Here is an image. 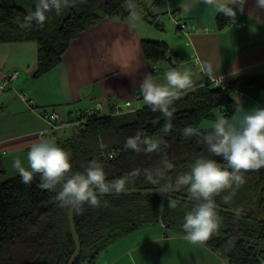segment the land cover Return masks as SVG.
Returning <instances> with one entry per match:
<instances>
[{"label": "trees", "instance_id": "16d2710c", "mask_svg": "<svg viewBox=\"0 0 264 264\" xmlns=\"http://www.w3.org/2000/svg\"><path fill=\"white\" fill-rule=\"evenodd\" d=\"M135 1L71 0L74 6L62 8L59 14L48 13L42 27L33 22L31 27L21 28L24 17L35 10L36 0H0V41L37 42L38 60L32 75L39 77L60 63L71 41L85 29L104 17L128 16L130 4ZM228 19L219 13L218 28L226 27ZM141 44L146 58L153 64L169 60L171 51L166 42L144 39ZM193 80L195 89L172 105L174 127L167 135L160 131L165 118L153 112L149 105L122 114L94 110L90 115L70 117L71 124L64 128L66 134H56V143L70 154L72 171L83 172L88 162L95 159L103 165L108 181L138 169L139 175L126 185V189L161 188L165 184L176 188L180 187L179 177L191 171L197 158L203 156L222 162L220 157L208 152L200 137L186 138L181 130L186 126L200 128L203 120L215 119L221 114L229 119L238 103L233 91L264 90V75L240 76L225 86L214 84L209 76ZM137 132L142 139L149 137L161 141L160 151L137 153L126 149L125 141ZM110 150L117 151L114 158L102 156ZM165 154L171 168H165L162 163ZM145 170H160L159 183L148 182ZM7 174L0 154V264H67L75 249L69 225L70 209L53 202L55 192L37 187L38 174H34L30 184L22 183L19 174L5 178ZM243 175L245 183L235 190L230 203L222 199L229 194L225 191L214 198L216 205L253 213L257 193L264 183V169L247 171ZM177 193L189 198L187 187ZM99 198L100 207L85 204L81 212H75L82 248L74 264L81 256L90 258L94 264L97 254L109 243L149 223H165V228L184 233V215L194 207L193 203L158 194ZM169 202L175 207H169ZM260 213L264 215V192ZM217 215L221 220L219 228L205 244L230 264H264V222L219 210ZM85 248L86 254L83 253Z\"/></svg>", "mask_w": 264, "mask_h": 264}, {"label": "crops", "instance_id": "0c3cea01", "mask_svg": "<svg viewBox=\"0 0 264 264\" xmlns=\"http://www.w3.org/2000/svg\"><path fill=\"white\" fill-rule=\"evenodd\" d=\"M233 7L235 22L219 29V13L201 0H137L130 4L128 16L104 17L85 29L71 41L60 63L39 77L32 75L38 60L37 42L0 41V85L7 75L18 73L6 88H0L4 162L10 166L20 159L27 168V151L34 141L55 138L57 142L56 134H65L64 128L52 132L44 111H55L68 121L86 110L111 113L118 99L131 100L134 109L146 106L139 88L148 73L157 83H165L164 74L170 68H190L195 80L222 76L224 84L240 76L264 75V9H257L255 0H247L242 14ZM175 12L191 25L189 34L180 30ZM133 14L140 17L138 22H132ZM144 39L166 42L172 59L153 64L143 52ZM233 94L245 111L264 108L262 89ZM240 115L235 112L229 120H238ZM214 120H203L200 128L208 129ZM184 237V233L149 223L109 243L94 264H230L205 243L192 244Z\"/></svg>", "mask_w": 264, "mask_h": 264}, {"label": "clouds", "instance_id": "9594fccd", "mask_svg": "<svg viewBox=\"0 0 264 264\" xmlns=\"http://www.w3.org/2000/svg\"><path fill=\"white\" fill-rule=\"evenodd\" d=\"M206 6H211L217 13H223L231 22H235L238 7L242 14L247 0H201ZM74 6L71 0H36L35 10L24 17L21 28H28L32 23L43 26L48 19V13L57 14L62 8ZM257 9H264V0H255ZM132 22H138L140 17L133 14ZM211 72V67L207 69ZM165 83H157L151 73L144 76L139 91L144 102L153 112H159L165 118L160 131L167 135L173 129L172 105L183 95L195 89L190 68H170L164 74ZM240 113L238 120L230 121L223 114L218 115L206 130L199 127L186 126L182 131L184 137H200L207 145V150L221 161L203 156L197 158L189 173L178 179L179 186H186L189 199L194 201V207L186 212L182 229L185 239L192 244L203 245L218 230L221 223L217 215L215 197L225 191L228 195L222 197L224 203H230L235 190L245 183L244 172L259 171L264 168V108L256 107L245 111L240 103L234 107ZM141 145L145 147H141ZM161 141L152 138H141V133L127 138L124 147L137 153H153L160 151ZM28 167L22 166L20 159H15L13 167L18 171L21 182L30 184L34 174H38L40 182L37 187L49 192H55L53 202L61 208L73 209L79 213L87 204L92 208L100 207L99 197L126 191V185L139 175V170H133L125 176L108 181L103 165L93 159L88 162L83 172L72 171L70 154L58 146L55 138H41L34 141L27 151ZM165 168H171L167 156L163 157ZM162 173L160 170H145V178L152 184H158ZM172 190L169 184L162 185L159 192L165 194ZM107 206V201H104ZM169 207L175 204L169 202Z\"/></svg>", "mask_w": 264, "mask_h": 264}, {"label": "built area", "instance_id": "2783aa9c", "mask_svg": "<svg viewBox=\"0 0 264 264\" xmlns=\"http://www.w3.org/2000/svg\"><path fill=\"white\" fill-rule=\"evenodd\" d=\"M173 18L175 20V22L178 24L179 28L181 31H183L185 34H189L188 29L191 28V25H188L186 22L182 21V19H180L178 13H174L173 14ZM228 25L233 24V22H231L230 18L228 19ZM172 52L168 55V58L171 60L172 59ZM18 73L14 72L12 74L7 75V77L2 81L0 88L4 89L6 88V86L15 78H17ZM209 79L211 82H213L216 85H222L225 86L224 81H223V77L222 76H209ZM22 96L24 97V99H27V95L26 94H22ZM30 105H35V102L30 100L29 101ZM131 110H134V108L132 107V101L127 99L125 101H121L120 99L116 100L114 102V110H113V114H122L125 112H129ZM93 111L91 110H86L84 112H80L75 116H82L83 114L85 115H90L92 114ZM42 116L44 117V119H46L48 122L51 123V130L53 133H56L58 130L65 128L67 126H69L71 124L70 120L68 119V121L66 120H61L60 115L55 112V111H51V112H47L45 111ZM74 116V117H75ZM43 137H45V135L42 134ZM117 155V151L116 150H110V151H105L102 153L103 157H109V158H114ZM163 226L165 227L166 224L163 223Z\"/></svg>", "mask_w": 264, "mask_h": 264}, {"label": "water", "instance_id": "95a60500", "mask_svg": "<svg viewBox=\"0 0 264 264\" xmlns=\"http://www.w3.org/2000/svg\"><path fill=\"white\" fill-rule=\"evenodd\" d=\"M185 187L186 186H180V187L172 188L171 191H169V192H167L165 194H161L159 192L160 188H144V189L143 188H139V189L127 188L126 191H124L121 194H158V195L173 197V198H176V199H179V200H183V201L195 204V202L190 200L188 197L180 195V194L177 193V192L181 191L182 189H184ZM263 192H264V183L260 187V189H259V191L257 193L256 200H255V205H254V209H253V213L252 214L246 213V212H243V211H240V210L228 208V207H223V206H220V205H216L217 206V210L222 211V212H226V213H230V214H235V215H239V216L253 218L255 220L264 222V215H262L260 213V206H261V202H262ZM107 195H118V194L110 193V194H107ZM69 225H70L71 234H72L74 242H75V249H74V252L71 255V257H70V259H69L67 264H74L76 258L78 257V255L81 252L82 244H81L78 232H77V227H76V223H75V211L73 209L69 210Z\"/></svg>", "mask_w": 264, "mask_h": 264}, {"label": "rangeland", "instance_id": "374dc122", "mask_svg": "<svg viewBox=\"0 0 264 264\" xmlns=\"http://www.w3.org/2000/svg\"><path fill=\"white\" fill-rule=\"evenodd\" d=\"M106 112V114H108V111H104ZM69 132V131H68ZM66 134V132H65ZM64 134V135H65ZM5 167L7 168V171H8V174L5 176V178H9L13 175H16V174H19L18 171L13 167V164L8 166L6 163H5ZM86 251H87V248L84 249V254H86ZM98 259V258H97ZM100 259V258H99ZM95 261H96V258H95ZM93 261L90 260V258H87V257H83L81 256L79 258V260L75 263V264H92ZM96 264V263H95Z\"/></svg>", "mask_w": 264, "mask_h": 264}]
</instances>
